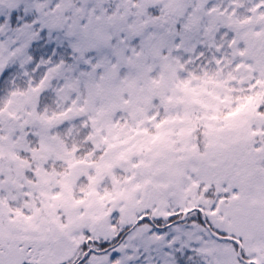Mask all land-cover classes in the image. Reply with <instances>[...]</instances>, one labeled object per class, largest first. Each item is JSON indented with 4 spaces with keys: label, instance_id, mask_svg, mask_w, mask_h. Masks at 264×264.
I'll return each instance as SVG.
<instances>
[{
    "label": "snow or ice",
    "instance_id": "1",
    "mask_svg": "<svg viewBox=\"0 0 264 264\" xmlns=\"http://www.w3.org/2000/svg\"><path fill=\"white\" fill-rule=\"evenodd\" d=\"M0 264H264V0H0Z\"/></svg>",
    "mask_w": 264,
    "mask_h": 264
}]
</instances>
